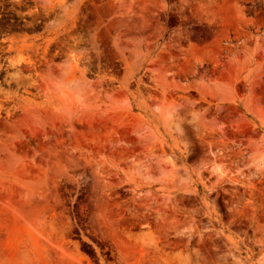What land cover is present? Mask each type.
I'll return each instance as SVG.
<instances>
[{"label": "rangeland", "instance_id": "rangeland-1", "mask_svg": "<svg viewBox=\"0 0 264 264\" xmlns=\"http://www.w3.org/2000/svg\"><path fill=\"white\" fill-rule=\"evenodd\" d=\"M0 264H264V0H0Z\"/></svg>", "mask_w": 264, "mask_h": 264}, {"label": "bare ground", "instance_id": "bare-ground-1", "mask_svg": "<svg viewBox=\"0 0 264 264\" xmlns=\"http://www.w3.org/2000/svg\"><path fill=\"white\" fill-rule=\"evenodd\" d=\"M174 110H175V109H174ZM172 111H173V110H172ZM178 119H180V118H178ZM175 120H176V119H175ZM173 121H174V120H173ZM174 122H175V124H177V123H176L177 121H174ZM178 123H179V120H178ZM178 125H179V124H178ZM175 126H176V125H175ZM177 128H178V127H177Z\"/></svg>", "mask_w": 264, "mask_h": 264}]
</instances>
